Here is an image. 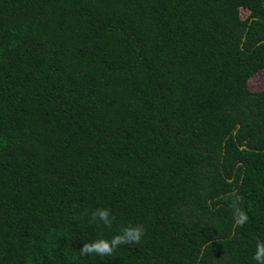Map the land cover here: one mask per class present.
I'll list each match as a JSON object with an SVG mask.
<instances>
[{"label": "trees", "instance_id": "trees-1", "mask_svg": "<svg viewBox=\"0 0 264 264\" xmlns=\"http://www.w3.org/2000/svg\"><path fill=\"white\" fill-rule=\"evenodd\" d=\"M261 70L264 0H0V264H257Z\"/></svg>", "mask_w": 264, "mask_h": 264}, {"label": "clouds", "instance_id": "clouds-1", "mask_svg": "<svg viewBox=\"0 0 264 264\" xmlns=\"http://www.w3.org/2000/svg\"><path fill=\"white\" fill-rule=\"evenodd\" d=\"M92 216L98 217L106 226L110 224L108 219L109 212L106 209L95 210L92 212ZM246 219L247 217L243 213H240L237 223L243 224ZM143 231V227L139 225L125 227L120 235L113 236L111 240H99L91 243H84L80 249L81 255L85 253L91 254L93 252L99 256L111 255L118 245L126 243H139L143 235ZM253 259L257 262V264H264V242H257Z\"/></svg>", "mask_w": 264, "mask_h": 264}, {"label": "rangeland", "instance_id": "rangeland-1", "mask_svg": "<svg viewBox=\"0 0 264 264\" xmlns=\"http://www.w3.org/2000/svg\"><path fill=\"white\" fill-rule=\"evenodd\" d=\"M248 10L245 8L241 9L242 17H246ZM249 86L251 89H262L264 88V70L259 71L249 79Z\"/></svg>", "mask_w": 264, "mask_h": 264}]
</instances>
